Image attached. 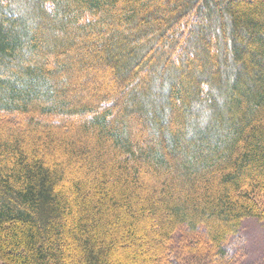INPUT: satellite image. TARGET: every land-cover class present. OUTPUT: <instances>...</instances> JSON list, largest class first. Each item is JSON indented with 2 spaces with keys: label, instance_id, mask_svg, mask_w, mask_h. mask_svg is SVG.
Here are the masks:
<instances>
[{
  "label": "trees",
  "instance_id": "trees-1",
  "mask_svg": "<svg viewBox=\"0 0 264 264\" xmlns=\"http://www.w3.org/2000/svg\"><path fill=\"white\" fill-rule=\"evenodd\" d=\"M246 217L264 0H0V264H211Z\"/></svg>",
  "mask_w": 264,
  "mask_h": 264
},
{
  "label": "rangeland",
  "instance_id": "rangeland-1",
  "mask_svg": "<svg viewBox=\"0 0 264 264\" xmlns=\"http://www.w3.org/2000/svg\"><path fill=\"white\" fill-rule=\"evenodd\" d=\"M83 86L81 82L75 91L81 92ZM203 231L201 226L196 232L203 234ZM223 246L228 253L225 259H221L222 264H264V221L256 217L244 218L238 233L231 235ZM212 256L211 264H220V256Z\"/></svg>",
  "mask_w": 264,
  "mask_h": 264
}]
</instances>
